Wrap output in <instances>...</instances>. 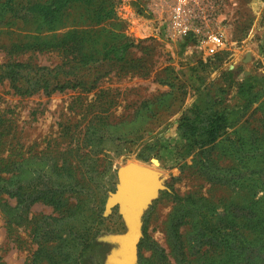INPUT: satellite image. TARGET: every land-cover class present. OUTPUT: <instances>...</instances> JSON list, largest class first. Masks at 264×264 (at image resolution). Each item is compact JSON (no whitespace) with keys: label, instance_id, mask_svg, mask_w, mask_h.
I'll return each mask as SVG.
<instances>
[{"label":"rangeland","instance_id":"rangeland-1","mask_svg":"<svg viewBox=\"0 0 264 264\" xmlns=\"http://www.w3.org/2000/svg\"><path fill=\"white\" fill-rule=\"evenodd\" d=\"M48 1L0 0V66L27 63L40 74L65 67L60 49L43 46L56 45L53 37L72 27L85 40L83 53L107 44L118 57L100 61L94 51L98 60L69 77L77 88L48 96L15 94L0 82V169L28 170L29 192L42 184H91L90 175L114 184L104 223L92 232L101 249L90 248L83 264H140L142 241L167 256L151 259L147 245V264H189L196 232L176 225L264 199V0H72L63 16L44 22L34 9ZM221 113L230 122L222 136L191 150L182 122L207 125ZM130 164L158 177L153 198L137 199L138 230L121 204H109L120 169ZM43 217L59 213L34 203L9 226L0 210L5 264L30 261L37 249L31 228Z\"/></svg>","mask_w":264,"mask_h":264},{"label":"trees","instance_id":"trees-1","mask_svg":"<svg viewBox=\"0 0 264 264\" xmlns=\"http://www.w3.org/2000/svg\"><path fill=\"white\" fill-rule=\"evenodd\" d=\"M68 3H72V0H49L45 4H37L34 10H37V15L43 16V21L46 22L51 15L54 19L59 13L63 16L66 12L63 10ZM54 38L57 44L45 45L43 49H60L66 62L65 67L54 68L47 73L46 68H40L37 70L42 71L40 74L32 70L27 63H9L0 66V82H8L15 94L26 96L43 91L48 96L57 91L63 92L66 89L77 88V82L69 80V77L74 76L80 69L79 67L87 66L98 60L91 54L94 51L103 55L100 61L107 60L109 57L111 60H116L118 57V49L114 45L108 46L107 44L101 46L100 49L89 46V52L83 53L84 48L81 45L85 40H79L80 35L73 27L63 36ZM41 46L42 44L39 45ZM125 46L126 44L121 47ZM26 73L27 77H25ZM227 116V113L216 114L207 125L189 124V120L182 122L181 128L186 129L184 133L190 134L186 139L189 148L191 150L202 149L215 143L230 124ZM1 134L2 122L0 121ZM96 135L98 137V134L93 133L92 137L95 138ZM242 148L244 144H241L240 149ZM25 173H28V170L22 169L21 173L13 174L7 166L0 169V210L5 209L8 214L9 226L13 225L12 219L24 220V213L34 203L49 205L54 209V213H59L58 218L43 217L32 226L31 233L33 240L37 243V249L30 261L25 264H83L89 262L85 254L90 248L97 245L96 253L101 249L99 244L94 241L92 243L94 239L92 232L104 223L103 214L106 201L109 193L115 191L114 184H102L98 182V176L94 178L90 175L91 184H42V188L29 192L27 187L31 185L32 180H25L23 176ZM56 174L57 178L63 175L60 172ZM22 182L25 184H20ZM238 185L240 189L250 187L249 185L245 187V184ZM174 197L177 201H182L176 194ZM10 199L16 200L17 204L14 208L8 205L7 200ZM231 209L226 208L221 217H216L212 210L208 211L210 214L206 212L211 216L207 218V221L201 222L195 215L191 220L186 219L188 222L183 220L176 225L178 232L180 226L187 224L191 225L196 232L195 243L199 244L196 248H192L193 253H191L192 257L196 256V259L190 261L189 264H201V260L202 264H264V199L253 203L251 209L240 206L235 212ZM32 220L33 224L35 218ZM147 245V249L152 252L151 259L163 261L167 259L165 251L160 246L150 241L148 244L142 241L140 264H147L145 262L147 259L143 254ZM0 264H5L1 257Z\"/></svg>","mask_w":264,"mask_h":264},{"label":"water","instance_id":"water-1","mask_svg":"<svg viewBox=\"0 0 264 264\" xmlns=\"http://www.w3.org/2000/svg\"><path fill=\"white\" fill-rule=\"evenodd\" d=\"M119 181L117 193L111 196L109 204H121L129 220L135 224L138 230V224L133 215L134 210L138 211L137 199L140 196L144 202H147L153 198L158 189V177L145 167L130 164L120 169ZM139 237L140 234L137 231L135 241Z\"/></svg>","mask_w":264,"mask_h":264}]
</instances>
